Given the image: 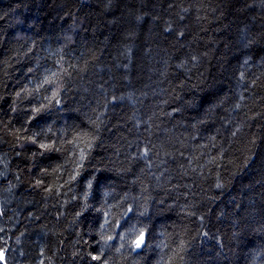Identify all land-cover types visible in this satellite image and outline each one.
<instances>
[{
    "label": "trees",
    "instance_id": "trees-1",
    "mask_svg": "<svg viewBox=\"0 0 264 264\" xmlns=\"http://www.w3.org/2000/svg\"><path fill=\"white\" fill-rule=\"evenodd\" d=\"M0 156L24 264H264V0H0Z\"/></svg>",
    "mask_w": 264,
    "mask_h": 264
},
{
    "label": "rangeland",
    "instance_id": "rangeland-1",
    "mask_svg": "<svg viewBox=\"0 0 264 264\" xmlns=\"http://www.w3.org/2000/svg\"><path fill=\"white\" fill-rule=\"evenodd\" d=\"M86 1L93 3V0H86ZM19 24H20L21 29L24 28L23 24L20 21H19ZM137 24L140 25L142 23L139 22ZM176 32H178V31L176 29H174L173 33H176ZM67 39L69 40V42H73L74 36L68 35ZM242 40H244V38ZM71 52H73L72 48L69 49L68 47H66L62 51L55 53L53 55V58L61 57V55H66L69 57ZM137 52H138V49L135 50V56L137 55ZM58 54H60V55H58ZM35 62H34V67H35V70H37L39 68V64H35ZM127 82H129V80ZM130 105H132V103H130ZM114 109H115V107H114ZM114 109L112 111H114ZM6 165H7V160L3 156L2 157L0 156V184H2V185H4V182H2V181L6 177ZM153 173H154V171H149V174L151 177L154 176ZM163 178H164V176L161 177V179H163ZM7 185H8V183H7ZM16 197L17 196H14V197L10 196L7 191H4L3 193L0 192V252H3V255H4V259L0 260V262H4V264H7V261H10L12 264H22L23 263V260L19 256V244H20L19 241L20 240L14 234V229L16 226V217L14 216L15 212L10 208V205H9L11 198L14 201H17ZM227 202H228V200H227ZM226 206H228V205H226ZM8 210H10L13 214V216L11 217V221H8V219L10 217H4L3 216V213L5 211H8ZM40 237L41 236H39V238ZM204 241H206V240H204ZM26 242L28 244L31 243V241H29V240H26ZM38 250H39V252H41L40 247H38ZM38 263L39 262H37L36 264H38Z\"/></svg>",
    "mask_w": 264,
    "mask_h": 264
},
{
    "label": "snow or ice",
    "instance_id": "snow-or-ice-1",
    "mask_svg": "<svg viewBox=\"0 0 264 264\" xmlns=\"http://www.w3.org/2000/svg\"><path fill=\"white\" fill-rule=\"evenodd\" d=\"M49 81H46V83ZM36 111H39V109H36ZM35 142V141H33ZM42 148H47V145H40ZM143 242V236H141V238L136 242V246L140 247L141 243ZM4 259V255L3 252H0V260ZM93 259H97V257H93Z\"/></svg>",
    "mask_w": 264,
    "mask_h": 264
}]
</instances>
